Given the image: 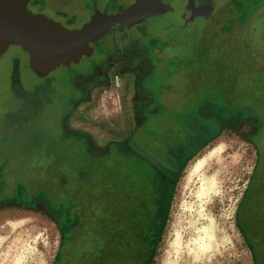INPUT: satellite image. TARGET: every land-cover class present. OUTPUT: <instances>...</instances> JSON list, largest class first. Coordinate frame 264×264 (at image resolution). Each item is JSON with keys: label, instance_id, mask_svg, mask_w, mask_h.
<instances>
[{"label": "rangeland", "instance_id": "1", "mask_svg": "<svg viewBox=\"0 0 264 264\" xmlns=\"http://www.w3.org/2000/svg\"><path fill=\"white\" fill-rule=\"evenodd\" d=\"M234 1L242 8V15L247 12L236 21L245 22V27L241 30L235 27L228 34L242 39L239 53L254 52L251 62L254 60L264 66V0ZM222 3L228 4L227 0ZM47 15L69 29L88 22L85 17L78 18L77 22L75 18ZM226 15L222 19L216 16L211 23L215 21L218 26L210 28L209 25L208 28L223 31L227 28ZM175 22L178 21L172 18L144 26L146 32L156 33L152 38L160 44L159 48L163 47L161 39L171 46L169 60L160 58L162 63L165 60V80L173 77L179 81L190 79L194 90L201 83L208 90L215 85L210 81H214L217 68L219 85L225 83V91L220 94V101H213L225 102L222 108L227 118L234 112L232 108H241L249 102L248 96L243 97L248 89L235 75L240 70L227 71L223 63L211 59L213 54L208 55L207 50L204 56L209 60H205V65L189 60L207 49L205 42L214 38L213 31H209V35L207 31L200 32L199 28L203 26L200 24L198 29L163 32L166 28L171 29ZM208 46L213 50L219 45L209 42ZM259 53L261 59L257 57ZM172 55L183 59H175ZM40 59L46 63H40ZM50 59L60 63L53 50L37 49L27 54L18 47H11L0 59V204H11L0 209V264H54L61 237L52 206L61 208L72 203L71 206L77 204L79 207L88 201L86 194L91 192L101 212L99 218L103 219L108 212V201L105 192H99L95 186H99V180L105 178L106 181L109 174H122L127 164L137 161L135 158H122L118 163L107 162L104 158L92 161L87 158L86 150L75 146L72 138L64 140L67 135L61 128L60 119L71 108L69 99L79 95L67 78L71 73L82 72L84 65H72L69 70L59 65L45 74L39 73ZM256 68L245 70L247 75H253L250 80L255 82ZM233 83L236 84L235 93L227 99L226 87ZM152 84L151 90L157 93L158 83ZM262 91L263 88L257 86L252 92L259 95ZM122 94V89L115 86L94 91L89 102L76 103L75 107L81 108L77 112L80 116L67 115V128L71 132L75 127L78 131L90 128L95 132L106 124L112 126L113 131L108 137L121 138L129 129L127 101H121ZM242 109L254 113L246 105ZM229 125L226 122L218 137L203 144L180 166L167 199L158 238L142 247L140 255L134 252L132 260L138 261L137 264H184V256L191 250L197 251V264H264L263 214L255 211L254 192L248 191L255 163L254 149L246 138L251 133L250 127L243 125L235 130ZM191 126L194 131L188 129L187 135L194 143L199 132L195 131L196 123ZM94 187L96 191L92 189ZM18 190L23 194L22 198L17 197ZM39 194L48 198L52 204L50 209L46 200L36 198ZM106 219L110 218L107 216ZM237 220L243 225L247 240ZM77 223L84 225L80 221ZM176 245L179 249H175ZM107 246L108 252L116 256L117 243L111 245V249L109 242ZM62 253L60 264H71L73 257L68 256L69 251ZM100 263H104V257Z\"/></svg>", "mask_w": 264, "mask_h": 264}, {"label": "flooded vegetation", "instance_id": "2", "mask_svg": "<svg viewBox=\"0 0 264 264\" xmlns=\"http://www.w3.org/2000/svg\"><path fill=\"white\" fill-rule=\"evenodd\" d=\"M162 1L175 2L177 11L173 18L181 20L188 17L186 26L180 29L182 32L198 29L197 26L200 24H203L202 28H199L200 32L207 31L209 35V31H213L214 38L210 37L209 41L205 42L207 49L204 48L197 58L189 60L205 65V60H209L204 56V51L207 50L208 55L213 54L211 59L218 64L223 63L227 71H233L234 68L240 70L235 75L237 79L240 77L241 81L243 80L244 86L248 89L243 94V97H249V102L245 105L252 108L254 113L242 109L245 106L242 105L241 108H230L234 112H230L227 118L224 116L222 104L225 105V102L221 104L213 101V99L220 101V94L225 91L223 87L225 83L222 86L219 85L220 71L217 68L215 71L218 73L214 81H210L212 85H215L208 87V90L202 83L194 90V87L190 85V79L179 81L173 77L165 80L163 65L165 60L162 63L160 58L169 60L167 56L171 55L168 53L171 46L160 38L163 47L159 48L160 44L152 38L156 36V33L146 32L143 24L121 32L111 31L93 44L91 52L82 56L79 63L72 64L84 65L82 72L71 73L67 78L75 87L74 90H78L79 95L69 99L71 108L62 115L60 124L64 134L68 135V139L72 138L74 142L82 141L86 149L91 145L94 147V139L89 134H82L76 127L73 132L69 131L66 125L69 117L67 115L73 114L74 118L80 116L77 112H80L81 108H76V103L89 102L94 91L111 86L115 79L121 81L122 85L126 84L128 88L125 96L129 129L119 139L104 134L106 140L104 137L103 141L108 143V147L103 146L98 150L91 148L92 151L87 156L91 160L104 158L107 162L115 163L122 158L137 160L136 163L127 164L122 174H109L106 179L107 216L110 218L108 222L113 231L108 241L110 249L115 242L117 243V255L108 252L104 258L105 264H137L138 261L132 260L135 256L134 252L140 255L142 247L145 248L146 244L158 238L166 212L167 199L171 188L176 183L180 166L203 144L218 137L226 122H229V127L235 130L243 125L250 127L251 133L246 138L255 152L251 179L254 192L252 204L256 212H264V74H262L264 66L254 60L251 62L254 52L253 55L246 51L239 53L243 44L242 39L238 40L228 34V31L235 27L238 30L244 29L245 22L236 21L247 12L242 15V8L240 9V5L234 0H227V5H224L222 0ZM133 2L134 0H30L27 7L29 9L31 5L29 10L32 13L43 14L48 18L50 17L47 13L59 18H75L78 22L80 17H85L89 21L96 13L116 15ZM224 14H228L225 18L227 28L223 31L210 29L213 26L215 28L216 22L211 23L216 19L215 17L222 19ZM205 25L207 28H204ZM209 25L210 28H208ZM81 26L78 24L75 28ZM163 32L170 33L172 28ZM209 42L217 43L218 49L212 50L208 46ZM172 56L175 59L178 57V55ZM257 57L261 59L262 54L259 53ZM178 59L183 58L178 57ZM185 60L188 59L185 58ZM72 65L62 67L69 70ZM236 65H239V68ZM255 66L257 67L255 73H258L256 82L250 80L253 75H247L245 72ZM222 76L225 79V76ZM152 82L158 83L157 93L151 90ZM257 86L263 88V94H253L252 91ZM235 87L234 83L226 87L227 99L231 93H235ZM72 99L73 102H71ZM200 120L203 121L202 124L199 123ZM193 123L197 124L195 131L199 132V137L194 143L187 135L189 130L194 131V127L191 126ZM104 125L99 127L103 128V133L113 132L111 126ZM211 128H213L212 133ZM46 199L44 203L50 209L52 204L47 197ZM8 205L11 204H0V209ZM261 233V236H264V232ZM130 260H132L131 263Z\"/></svg>", "mask_w": 264, "mask_h": 264}, {"label": "water", "instance_id": "3", "mask_svg": "<svg viewBox=\"0 0 264 264\" xmlns=\"http://www.w3.org/2000/svg\"><path fill=\"white\" fill-rule=\"evenodd\" d=\"M29 1L0 0V59L11 47H18L27 54L37 49L55 51L60 63L50 59L39 72L42 74L59 65L69 67L79 63L82 56L90 53L92 45L111 31L121 32L139 24L147 27L149 22L172 19L177 11L173 1L134 0L116 15L96 13L81 27L69 29L43 14L32 13L27 7ZM187 18L175 19L178 22L172 25V31L186 26ZM41 62L46 63L40 59Z\"/></svg>", "mask_w": 264, "mask_h": 264}, {"label": "trees", "instance_id": "4", "mask_svg": "<svg viewBox=\"0 0 264 264\" xmlns=\"http://www.w3.org/2000/svg\"><path fill=\"white\" fill-rule=\"evenodd\" d=\"M64 140L67 141L68 137L65 136ZM75 146L77 145L75 144ZM98 183L99 186L95 187H98L99 192L103 191L106 194L105 178L102 179V181L99 180ZM95 187L92 188L94 191L97 190ZM249 190L252 191V184L249 185L248 191ZM16 195L17 197H23L20 190H18ZM86 196L88 201L79 207H77V204L71 206L72 203H68L61 208L52 206L53 212L57 215L56 222L61 237L60 249L54 264H60V259L62 255H64L62 251L66 250L69 251L68 256L73 257V262L71 264H91V262L94 264H101V258H105L108 253L107 243L109 242L110 234L113 231L112 226L108 222L109 220L106 219L107 213L106 216L104 214L103 219L102 217L99 218L101 212L98 211V205H95L96 200L93 199L91 192L87 193ZM105 197L107 196L105 195ZM36 198L42 201H47L45 194H39ZM261 213L263 214L264 219V212ZM61 217H63V219L62 221H59ZM79 221L84 223V225L80 226V223H77ZM237 223L240 226L241 233L246 239V231L243 225H241V222H238V220ZM103 264H105V262Z\"/></svg>", "mask_w": 264, "mask_h": 264}, {"label": "crops", "instance_id": "5", "mask_svg": "<svg viewBox=\"0 0 264 264\" xmlns=\"http://www.w3.org/2000/svg\"><path fill=\"white\" fill-rule=\"evenodd\" d=\"M111 86H115L118 89H122L123 94L121 95L120 99H121V101L123 103H125L124 100L126 101V98H127L125 96V94H126V91L128 89L127 86H126V84L125 85L124 84L122 85L121 81H119L118 79H115V80H113ZM127 125H128V122H127ZM102 129H97V131H95V132H93V130L90 129V128H85V129L80 128V130H79V132H82V134H89L94 139V147H93V145H91L90 148L88 147V149H86V146L84 145V143L82 141L81 142H78L77 141L74 144H76L77 146H79L82 149L86 150V152H87L88 155L90 154V152L92 151V149L93 150H95V149L98 150V149H101L103 146L108 147V145H107L108 143L104 142L103 141V138L105 137L104 134H107L106 136H109L108 134H110V133H108L107 131L105 133H103V130ZM108 129H110V128L108 127ZM105 140H106V137H105Z\"/></svg>", "mask_w": 264, "mask_h": 264}, {"label": "bare ground", "instance_id": "6", "mask_svg": "<svg viewBox=\"0 0 264 264\" xmlns=\"http://www.w3.org/2000/svg\"><path fill=\"white\" fill-rule=\"evenodd\" d=\"M199 165V164H198ZM175 249H179V246L176 245ZM197 251L196 250H191L189 253L185 254L184 256V264H197Z\"/></svg>", "mask_w": 264, "mask_h": 264}]
</instances>
